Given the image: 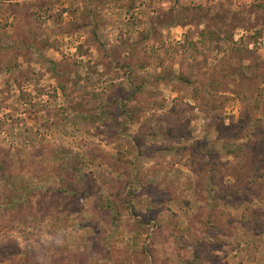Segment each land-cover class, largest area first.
<instances>
[{
    "label": "rangeland",
    "instance_id": "rangeland-1",
    "mask_svg": "<svg viewBox=\"0 0 264 264\" xmlns=\"http://www.w3.org/2000/svg\"><path fill=\"white\" fill-rule=\"evenodd\" d=\"M0 264H264V0H0Z\"/></svg>",
    "mask_w": 264,
    "mask_h": 264
}]
</instances>
